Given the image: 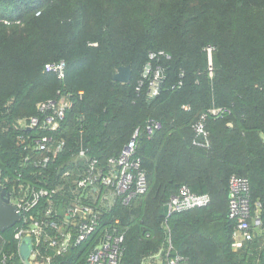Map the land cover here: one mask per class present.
I'll return each mask as SVG.
<instances>
[{
  "label": "trees",
  "instance_id": "1",
  "mask_svg": "<svg viewBox=\"0 0 264 264\" xmlns=\"http://www.w3.org/2000/svg\"><path fill=\"white\" fill-rule=\"evenodd\" d=\"M59 60L66 63L64 78L45 70ZM121 65L132 68L129 82L113 78ZM147 65L163 70L155 96L144 76ZM58 92L70 101L55 134L66 149L33 176L32 165L22 166L20 137L29 142L36 129L19 121L40 115L38 103ZM215 107L229 113L207 115L206 145L193 125ZM152 121L162 127L149 135ZM137 129L147 190L130 205L117 197L100 229L118 219L115 226L125 236L120 264H143L169 237L188 264H264V0H0L4 179L24 172L34 182L52 177L56 166L62 173L81 141L106 167ZM233 174L249 178L260 218L253 239L239 248L233 245L235 221L228 218ZM183 185L208 194L210 202L169 213L167 202ZM2 233L16 252L13 229ZM94 245L89 240L59 259L84 264ZM13 264L24 263L16 255Z\"/></svg>",
  "mask_w": 264,
  "mask_h": 264
},
{
  "label": "built area",
  "instance_id": "2",
  "mask_svg": "<svg viewBox=\"0 0 264 264\" xmlns=\"http://www.w3.org/2000/svg\"><path fill=\"white\" fill-rule=\"evenodd\" d=\"M207 52L211 64L212 48L208 47ZM45 70L64 78L66 63L64 60L48 62ZM144 76L151 79L149 95H157L163 70L147 65ZM58 94L57 98L38 103L40 115L19 121L23 127L36 129L34 136H29V142L25 137H20L26 154L22 166L32 165L36 172L33 176L39 174L37 171L47 170L66 149V140L55 134L66 119L70 101L66 94ZM227 113L228 109L215 107L201 114L193 125L196 136H202L204 144L208 145L210 133L206 128L207 115L223 117ZM161 127L158 121L148 122L146 131L153 135ZM139 136L137 129L120 152L109 157L106 167L98 158L88 154L89 149L81 141L76 151L70 150L74 153L65 162L72 161L69 165L73 166L62 173H59L61 168L56 166L52 176L54 179L49 174L50 177L46 179L31 182L24 172H19L15 178L4 179L0 171V183L10 203L21 214L11 227L12 239L17 243L16 252L10 247V239L0 232V264H13L16 255L21 257L20 246L27 236L32 238L33 248L29 261L21 257L24 264H64L59 257L67 256L72 249L89 240L95 245L88 252L84 264H120L125 236L115 226L118 219L103 233H100V229L105 210L112 209L117 197L121 198L123 205H130L135 197L147 190V175L137 155ZM56 180L60 183L57 184ZM250 191L248 177L237 174L230 177L228 218L235 221L233 245L236 248L253 239L254 226L260 224L258 211L255 212L252 206ZM209 202L208 194H195L183 185L177 194L171 196L167 205L169 213H173L203 207ZM160 253L165 264H188L185 257L174 251L170 237Z\"/></svg>",
  "mask_w": 264,
  "mask_h": 264
},
{
  "label": "water",
  "instance_id": "3",
  "mask_svg": "<svg viewBox=\"0 0 264 264\" xmlns=\"http://www.w3.org/2000/svg\"><path fill=\"white\" fill-rule=\"evenodd\" d=\"M133 72L130 65H121L113 75L114 80L119 82H129ZM20 212L12 205L7 197L5 189L0 183V232L10 229L20 218ZM33 248L32 238L27 236L20 246V255L25 261H29Z\"/></svg>",
  "mask_w": 264,
  "mask_h": 264
},
{
  "label": "rangeland",
  "instance_id": "4",
  "mask_svg": "<svg viewBox=\"0 0 264 264\" xmlns=\"http://www.w3.org/2000/svg\"><path fill=\"white\" fill-rule=\"evenodd\" d=\"M143 264H165L162 253L155 254L153 257H147Z\"/></svg>",
  "mask_w": 264,
  "mask_h": 264
}]
</instances>
